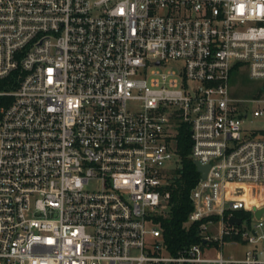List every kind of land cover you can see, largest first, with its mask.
<instances>
[{
	"label": "built area",
	"instance_id": "built-area-1",
	"mask_svg": "<svg viewBox=\"0 0 264 264\" xmlns=\"http://www.w3.org/2000/svg\"><path fill=\"white\" fill-rule=\"evenodd\" d=\"M0 97V264H264V0H0ZM180 127L208 169L171 250Z\"/></svg>",
	"mask_w": 264,
	"mask_h": 264
},
{
	"label": "trees",
	"instance_id": "trees-1",
	"mask_svg": "<svg viewBox=\"0 0 264 264\" xmlns=\"http://www.w3.org/2000/svg\"><path fill=\"white\" fill-rule=\"evenodd\" d=\"M239 73H242L244 78L250 80L245 70L241 71L236 68L234 74L237 75ZM7 101V97H0V108ZM176 148L179 163L176 173L167 187L170 192V212L166 217L160 218L166 242L171 250L176 249L183 242L197 241L194 236L196 230L192 227L188 230L185 225L187 214L191 210L189 191L199 178L195 164L189 157L191 140L189 130L185 127L179 128Z\"/></svg>",
	"mask_w": 264,
	"mask_h": 264
},
{
	"label": "rangeland",
	"instance_id": "rangeland-1",
	"mask_svg": "<svg viewBox=\"0 0 264 264\" xmlns=\"http://www.w3.org/2000/svg\"><path fill=\"white\" fill-rule=\"evenodd\" d=\"M161 69V68H159ZM241 71H244V70H241ZM230 84L233 85V94L237 97H252V93H253V90L255 88V82L251 81V80H248L246 78H244V75L242 76V73H239L237 75H235L233 73V76L230 80ZM253 96H258L257 94ZM257 105L256 104H252L250 106V109H254L256 108ZM249 119L251 120V123L249 122H244V124L246 123L248 126H253V127H257V128H260L263 126V118L262 117H253L252 114L250 113V116H249ZM176 161H177V157L176 155H173L172 159L171 160H168L166 161L164 164H163V168L164 169H167V173L173 177L174 174L176 173ZM259 191L261 193L264 192V188H261L260 190H258V193ZM255 214H252V219L250 221V226L251 228L254 227L255 224L258 223V220L255 218ZM262 221L264 223V214L262 216ZM257 232L259 235H263V238H260L259 239V242H258V246L261 248V246L264 244V228L263 227H259V228H256ZM249 247L248 244H245V243H237V244H225L223 246V254L225 257L227 258H241L243 257V253L244 251Z\"/></svg>",
	"mask_w": 264,
	"mask_h": 264
},
{
	"label": "water",
	"instance_id": "water-1",
	"mask_svg": "<svg viewBox=\"0 0 264 264\" xmlns=\"http://www.w3.org/2000/svg\"><path fill=\"white\" fill-rule=\"evenodd\" d=\"M194 164H195L196 170L201 174L202 177H204L206 175L208 165H200L197 161H194ZM263 211H264V208L258 210L256 212V216L260 217ZM232 222L239 223L240 220L239 218L232 216L229 218V223H232Z\"/></svg>",
	"mask_w": 264,
	"mask_h": 264
}]
</instances>
